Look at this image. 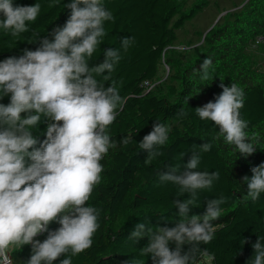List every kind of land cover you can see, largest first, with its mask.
<instances>
[{
	"label": "clouds",
	"instance_id": "9594fccd",
	"mask_svg": "<svg viewBox=\"0 0 264 264\" xmlns=\"http://www.w3.org/2000/svg\"><path fill=\"white\" fill-rule=\"evenodd\" d=\"M70 15L65 24L53 29V39L44 38L36 50L25 49L19 57L0 61V99L10 95V102L0 103V264H13L14 248L31 245L26 264H72L71 257L90 249L100 228V210L87 202L101 183V164L110 148L116 146L107 129L116 120L126 98L120 96L115 81L105 87L96 76L111 80L115 65L121 60L120 50H104V60L89 66L93 54L106 36L105 21L114 20L102 0H71L65 5ZM0 28L19 36L29 30L40 13V4L13 6L12 0H0ZM134 38L123 37L124 51ZM211 58L200 65L201 80L210 78ZM105 73H107L105 75ZM223 81V80H221ZM222 92L195 109L201 120H210L219 129L226 144L234 145L239 154L251 156L256 147V133L245 131L247 121L240 117L244 106V91L236 83L219 85ZM22 114H27L22 116ZM183 114V109L181 110ZM42 119L49 121L46 138L34 137L33 129ZM169 129L157 122L151 132L139 142L148 153L149 161L163 153L169 139ZM131 137L120 142L128 145ZM211 143L200 145L208 152ZM200 156L193 152L184 170L171 167L158 173L161 182H172L180 195L188 198L174 201L180 217L175 227H158L154 232L146 223L137 224L129 238L137 242L148 238L142 248L153 264H192L198 246L214 237L212 221L221 215L225 198L211 199L203 215H189L198 190L210 189L219 173L196 171ZM247 196L253 202L264 193V163L251 168ZM60 227L50 230V224ZM47 233L41 242L37 236ZM170 242L176 247L172 250ZM191 245L183 252L184 245ZM251 264H264V244L260 238L252 245ZM183 253V254H182ZM208 255L207 250L203 251Z\"/></svg>",
	"mask_w": 264,
	"mask_h": 264
},
{
	"label": "trees",
	"instance_id": "16d2710c",
	"mask_svg": "<svg viewBox=\"0 0 264 264\" xmlns=\"http://www.w3.org/2000/svg\"><path fill=\"white\" fill-rule=\"evenodd\" d=\"M207 1L194 0L193 7H189L190 0H102L114 20L104 22L107 34L89 66L103 62L105 49L120 50L121 60L115 65L111 80L105 81L103 75L95 78L105 87L115 81L126 103L122 110H117L116 120L107 129L116 146L110 148L101 161L104 167L101 183L87 202L100 210V228L93 237L92 247L71 257L72 264H153L151 256L143 255L141 251L148 244V238L137 242L129 238L130 233L140 223H146L154 232L158 227L176 226L180 217L174 201H183L189 194L180 195L179 186L161 182L158 173L177 166L182 172L193 152L200 156L196 171L218 172L219 179L213 181L210 189L198 190L189 215H203L208 200L224 197L225 202L220 205L219 218L211 222L215 229L212 241L198 246L192 264H199L206 258H211L212 264H251L254 257L252 245L258 238L264 244V193L254 202L250 198L245 199L247 182L243 179L252 176V167L264 163V75L250 70L249 66L239 68L233 77L234 83L244 91L240 117L248 123L245 131L249 136L253 133L258 136L257 141H251L256 147L251 156L239 154L236 147L226 144L222 136L217 139L218 127L210 120H201L195 111L209 101L214 102L221 93L214 78L201 81L199 75L203 59L211 58L212 66L221 62L225 70L233 72L240 56L226 55L233 49L229 40L237 39L243 43L249 31L254 38L264 35V0H246L229 12L230 17L236 13H247L248 25L231 32L229 28L220 32L226 25L220 20L206 33L200 44L207 53L196 47L192 64L181 75L169 74V77L179 78L182 87L176 83H169L167 89L164 84L150 90L143 87L146 80L157 81L167 49L178 39V30ZM70 2L12 0L13 6L39 3L40 13L34 22H28L29 30L19 36L14 37L0 28V61L10 56L19 57L25 49L36 50L45 37L52 40L53 29L62 27L69 18L70 9L65 5ZM2 19L4 17L0 13ZM123 37L134 38L127 51L121 46ZM222 45L224 51L220 53L218 46ZM260 46L264 53V43H259ZM214 49L213 55L209 53ZM9 102L10 95L0 99L2 104ZM157 122L169 129V139L165 145L156 146L163 154L149 161L148 153L138 144ZM48 123L42 119L32 130L34 137L43 141ZM126 136L132 138L128 145L120 142ZM203 143H211V150L200 151ZM49 227L55 230L60 225L54 222ZM46 236L44 233L40 241L43 242ZM169 247L175 250L176 245L170 242ZM191 247L184 245L183 252H188ZM205 249L208 255L203 254ZM30 255L31 245L14 248L13 264H26ZM64 258L61 256L54 264H60Z\"/></svg>",
	"mask_w": 264,
	"mask_h": 264
},
{
	"label": "rangeland",
	"instance_id": "374dc122",
	"mask_svg": "<svg viewBox=\"0 0 264 264\" xmlns=\"http://www.w3.org/2000/svg\"><path fill=\"white\" fill-rule=\"evenodd\" d=\"M241 2V5H243L246 0H208L207 3L200 9L195 7L197 11L192 17L188 18L183 27L178 30V39L176 42L168 47L153 89L159 84H164L167 89L169 83H176L178 87H182V81L176 77H169V74L176 73L181 75L182 72H184V70L192 64V60L195 58L193 54H195L196 47L199 48L201 52L207 53L206 48L202 47L200 42L203 41L204 36L208 31H210L214 26H217L216 24L220 20H223L224 25L226 23V25L220 29V32L227 28H229V31L231 32L235 28H240L244 24L248 25L247 13H236L232 17L229 16V12L236 9V7H240L241 5H237ZM193 4L194 0H190L189 7ZM256 40L257 38L253 37L251 31L247 32L244 36L243 43H240L237 39L235 41L229 40L233 49H231V52L226 55L228 57H233L239 54L238 56H240V58L238 60L240 62L237 66L232 65L233 72L225 70L222 67L223 64H221V62L209 69V79L214 78L213 80L218 83L219 89L217 90L219 92H222V89L219 87L221 83L225 86H230L234 83L233 77L239 68H248L250 66V70H257L259 75H264V53L263 51H260L263 48L261 46L258 47L259 44H257ZM261 43H264V41ZM223 47V45L220 47L218 46L220 53L224 51ZM214 51L215 49L209 53L212 54ZM170 65L172 66L171 68ZM201 75L202 72L199 77H201ZM199 264H212V260L211 258H206Z\"/></svg>",
	"mask_w": 264,
	"mask_h": 264
},
{
	"label": "built area",
	"instance_id": "2783aa9c",
	"mask_svg": "<svg viewBox=\"0 0 264 264\" xmlns=\"http://www.w3.org/2000/svg\"><path fill=\"white\" fill-rule=\"evenodd\" d=\"M257 44L261 43L262 41H264V35H260L257 37ZM155 82L151 81V80H146L143 82V87L145 88V90H150L154 87ZM43 234L39 235L36 237V239L40 240ZM11 257H12V252L10 253ZM13 259V257H12Z\"/></svg>",
	"mask_w": 264,
	"mask_h": 264
}]
</instances>
